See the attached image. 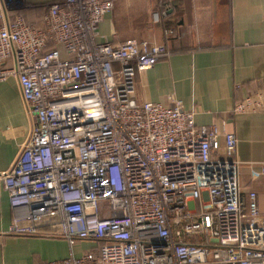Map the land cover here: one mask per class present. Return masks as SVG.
<instances>
[{
  "label": "built area",
  "instance_id": "obj_1",
  "mask_svg": "<svg viewBox=\"0 0 264 264\" xmlns=\"http://www.w3.org/2000/svg\"><path fill=\"white\" fill-rule=\"evenodd\" d=\"M112 0H63L40 28L0 0V81L16 78L33 128L0 172L9 234L92 241L97 250L51 264H264V224L245 214L237 139L195 124L177 103L136 100V76L163 45L98 40ZM264 111V96L235 114ZM250 211L258 213L256 195ZM48 229V231H47Z\"/></svg>",
  "mask_w": 264,
  "mask_h": 264
},
{
  "label": "crops",
  "instance_id": "obj_2",
  "mask_svg": "<svg viewBox=\"0 0 264 264\" xmlns=\"http://www.w3.org/2000/svg\"><path fill=\"white\" fill-rule=\"evenodd\" d=\"M63 0H7L12 14L40 28L49 6ZM114 9L99 28L98 40H129L163 45L167 55L136 76L138 103H161L194 114L195 124L220 133L217 156L224 160L226 134L238 143L240 184L245 214L251 224H264V111L235 114L248 97L264 96V0H112ZM34 119L28 114L18 81H0V172L10 168L29 136ZM256 195L258 213L250 211ZM24 208L0 200V264H51L95 252L98 244L63 238L9 234L16 221L28 223ZM48 231V229H47Z\"/></svg>",
  "mask_w": 264,
  "mask_h": 264
}]
</instances>
